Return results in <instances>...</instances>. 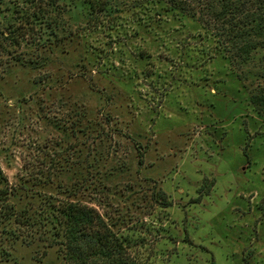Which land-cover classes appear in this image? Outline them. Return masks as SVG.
<instances>
[{"label":"rangeland","instance_id":"374dc122","mask_svg":"<svg viewBox=\"0 0 264 264\" xmlns=\"http://www.w3.org/2000/svg\"><path fill=\"white\" fill-rule=\"evenodd\" d=\"M74 2L0 79V264H65L21 223L45 200L95 208L140 264H264V48L223 59L166 0Z\"/></svg>","mask_w":264,"mask_h":264},{"label":"trees","instance_id":"16d2710c","mask_svg":"<svg viewBox=\"0 0 264 264\" xmlns=\"http://www.w3.org/2000/svg\"><path fill=\"white\" fill-rule=\"evenodd\" d=\"M61 1L76 6L74 0H0V79L11 65L28 62L26 52L20 49L43 45L44 34L56 37ZM75 1L91 11L102 12L110 0ZM166 1V11L194 19L216 37L226 53L223 59L247 60L253 51L264 48V0ZM8 195L9 187L0 171V225L14 216ZM23 222L29 228L50 227L51 245L57 244L55 238L61 236L58 245L65 264H140L128 251L127 240L113 231L108 217L91 206L45 200L37 220Z\"/></svg>","mask_w":264,"mask_h":264}]
</instances>
